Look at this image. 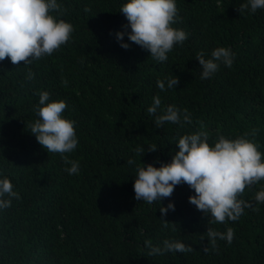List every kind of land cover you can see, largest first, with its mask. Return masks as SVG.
Segmentation results:
<instances>
[{
    "label": "trees",
    "instance_id": "obj_1",
    "mask_svg": "<svg viewBox=\"0 0 264 264\" xmlns=\"http://www.w3.org/2000/svg\"><path fill=\"white\" fill-rule=\"evenodd\" d=\"M242 2L177 0L174 27L188 38L160 62L116 39L128 24L123 0H61L59 16L74 27L69 41L31 64L0 61V175L20 195L0 211V264H264V203L254 199L264 180L238 196L250 206L236 221L209 225V215L189 202L194 190L187 183L162 199L175 204L163 217L159 201H137L136 168L128 163L159 167L178 150L181 135L201 129L210 144L220 134H247L264 153V8L240 13ZM218 46L231 48L232 66L221 64L201 79L196 54L207 57ZM174 76L176 87H157L158 79L167 85ZM45 90L50 100L66 101L63 115L75 121L79 142L64 155L79 161L78 174L66 172L62 154L49 153L30 132ZM155 95L163 106L188 109L191 123L156 128L147 112ZM209 226L232 227V242L217 239L213 247ZM147 239L161 245L178 239L191 251L149 255Z\"/></svg>",
    "mask_w": 264,
    "mask_h": 264
},
{
    "label": "clouds",
    "instance_id": "obj_2",
    "mask_svg": "<svg viewBox=\"0 0 264 264\" xmlns=\"http://www.w3.org/2000/svg\"><path fill=\"white\" fill-rule=\"evenodd\" d=\"M262 8L264 0H243L238 11L255 13ZM119 10L128 24L125 30H117L115 36L125 49L131 46L129 41L134 42L147 49L154 60L163 62L168 60L175 44H182L188 38L184 29L174 27L178 17L177 0H123ZM60 11L61 0H0V61L9 57L16 65L21 61L31 64L33 60L50 56L67 43L74 27L60 18ZM125 35L127 41L124 40ZM196 58L201 66L200 78L206 79L211 78L221 64L231 67L234 53L229 47L218 46L207 57L201 51ZM34 76L35 73L29 70L27 79ZM178 84L177 76L167 78V85L164 79L157 80V87L161 90ZM67 107L65 100H50V93L41 91L34 109L38 118L30 123L29 128L37 142L49 153L62 154L65 163L70 164L65 171L72 175L79 173V161L70 160L64 154L74 151L79 141L75 121L63 115ZM147 112L154 115L156 128L162 127L165 122L191 123L188 109H180L174 104L163 106L159 95L153 96ZM176 144L178 150L171 160L159 167L154 163L139 165L133 159L128 160L136 168L133 183L135 199L148 203L159 201L163 217L168 211L175 210V204L169 200L164 205L162 199L171 196L174 186L187 183L194 190V194L189 195V202L209 215V225L236 221L250 206L248 201L238 196L246 186L264 180V153L258 150L247 134L235 138L220 134L210 144L209 133L203 129L181 135ZM137 151L145 152L143 148ZM13 198L19 199V193L14 190L8 176L0 175V211L10 207ZM254 199L257 203H264V187L256 192ZM206 232L213 247L217 239L231 243L234 238V229L230 226L225 231L209 226ZM144 243L149 255L191 251L190 246L178 239H164L162 245L153 244L151 239ZM204 251L208 248L205 247Z\"/></svg>",
    "mask_w": 264,
    "mask_h": 264
}]
</instances>
